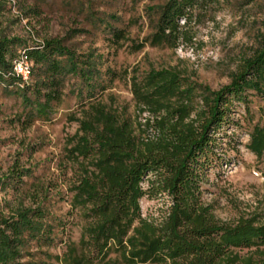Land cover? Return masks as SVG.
<instances>
[{
	"label": "trees",
	"instance_id": "obj_1",
	"mask_svg": "<svg viewBox=\"0 0 264 264\" xmlns=\"http://www.w3.org/2000/svg\"><path fill=\"white\" fill-rule=\"evenodd\" d=\"M203 1L216 0H164L151 30L132 49L143 43L174 46L184 36L179 20ZM260 26L252 50L218 88L171 67L128 75L133 118L96 99L106 84L98 80L89 52L78 57L62 37L29 42L0 30V82L28 107L27 122L48 118L65 75L78 77L79 93L85 88V106L72 117L76 131L64 148L68 159L81 164L69 187V203L82 209L86 221L77 241L54 254L60 264H264V214L221 221L199 196L200 174L216 137L227 135L224 129L232 123L228 108L232 101L247 107L248 91L263 103L246 147L264 164V17ZM110 34L114 42L125 37L118 27H110ZM21 54L29 60L25 80L12 69ZM158 192L171 200L166 214L153 222L140 215L138 199ZM52 216L39 203L0 210V264H40L19 257L30 241L53 240L47 220Z\"/></svg>",
	"mask_w": 264,
	"mask_h": 264
},
{
	"label": "rangeland",
	"instance_id": "obj_2",
	"mask_svg": "<svg viewBox=\"0 0 264 264\" xmlns=\"http://www.w3.org/2000/svg\"><path fill=\"white\" fill-rule=\"evenodd\" d=\"M163 1L0 0V30L29 42L62 37L78 57L87 58L84 53L89 52L98 80L106 84L96 99L133 118L136 108L128 75H140L149 67H171L211 89L218 88L254 47L264 17V0L203 1L192 8L189 18L179 20L184 36L174 46L143 43L132 49L151 30ZM110 27L121 28L125 37L114 42ZM78 86L77 76L65 75L48 118L27 122L28 107L18 95L6 93L0 82V177H4L0 210L7 213L18 204L39 203L54 215L47 218L53 240L48 244L30 241L19 257L22 262L60 264L54 254L61 255L67 242L77 241L86 221L82 209L69 203V187L80 174L81 164L68 159L64 148L76 131L72 117L80 116L85 106L81 105L85 88L79 93ZM262 103L250 91L247 107L232 101L228 108L232 123L224 129L227 135L216 137L211 159L200 174V199L221 221L264 214V164L246 147L247 132L260 118ZM170 200L166 192L144 194L138 199L140 215L158 222Z\"/></svg>",
	"mask_w": 264,
	"mask_h": 264
},
{
	"label": "built area",
	"instance_id": "obj_3",
	"mask_svg": "<svg viewBox=\"0 0 264 264\" xmlns=\"http://www.w3.org/2000/svg\"><path fill=\"white\" fill-rule=\"evenodd\" d=\"M12 69L14 73L20 75L21 78L25 80L29 71V60L25 55H19V57L13 61Z\"/></svg>",
	"mask_w": 264,
	"mask_h": 264
}]
</instances>
